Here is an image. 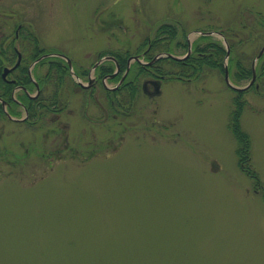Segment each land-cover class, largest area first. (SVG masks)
<instances>
[{"label":"rangeland","instance_id":"374dc122","mask_svg":"<svg viewBox=\"0 0 264 264\" xmlns=\"http://www.w3.org/2000/svg\"><path fill=\"white\" fill-rule=\"evenodd\" d=\"M0 2L8 34L22 22L43 45L89 68L97 49L134 52L162 22L176 23L178 40L204 43L198 31L223 32L250 63L264 45L247 39L253 33L243 26L255 24L252 12L264 15V0ZM102 19L111 25L99 30ZM230 79L243 86L250 78ZM185 81H164L159 95L137 97L129 118L102 124L81 116L86 94L71 78L65 94L73 116L60 119L71 120V143L81 154L52 166L40 153L62 147L63 139L43 136L54 125L50 118L42 128L1 119L0 145L21 162H0V264H264V192L239 164L230 126L235 92L218 69ZM243 98L250 166L264 185V85ZM92 101L94 119L100 110Z\"/></svg>","mask_w":264,"mask_h":264},{"label":"flooded vegetation","instance_id":"af4514ba","mask_svg":"<svg viewBox=\"0 0 264 264\" xmlns=\"http://www.w3.org/2000/svg\"><path fill=\"white\" fill-rule=\"evenodd\" d=\"M101 21L106 23H102L99 30L103 27L106 29L111 23L104 19ZM12 30L13 34H8L5 22L0 23V120L8 119L30 127L42 128L44 121L50 118L54 125L45 130L43 136L49 137V134H52L63 139L62 147L59 145L47 153H40L51 166L55 158L61 159L67 155L77 157V154H81L71 143V120L60 119L62 115L73 116V110L69 107L70 101L65 94L68 88L66 84L71 78L74 86L86 94L79 109L81 116L102 124L110 119L117 120L119 116L129 118L141 93L146 96L159 95L164 81L179 80V77L171 72L156 76L147 74L148 66L158 60L153 59L155 54L152 56V53H174L176 48L181 46L177 45L178 34L168 50L152 48L150 35L134 52L129 49H97V57L89 68L81 58L70 56L66 51L54 46L43 45L36 31L22 22L17 21ZM162 37L166 38L167 35L163 34ZM163 42L166 43L167 39ZM105 55L108 58L99 62ZM98 62L99 64H96ZM161 65L166 68L168 61H163ZM102 66L111 67L112 70L104 72ZM141 68L144 71H141ZM109 80L115 81L114 85H108ZM96 87L102 88V94H95ZM89 99H92L97 110H100L98 118L92 119L88 114ZM33 102L36 105L35 111L30 109ZM2 126L0 125V141L4 132ZM121 137L120 133L119 139H122ZM117 142L119 143V140ZM19 145L22 146L23 142L20 141ZM25 154H29L28 148ZM0 162L19 165L21 154L8 149L6 145H0Z\"/></svg>","mask_w":264,"mask_h":264},{"label":"trees","instance_id":"16d2710c","mask_svg":"<svg viewBox=\"0 0 264 264\" xmlns=\"http://www.w3.org/2000/svg\"><path fill=\"white\" fill-rule=\"evenodd\" d=\"M252 13L254 15L253 21L255 24L248 23L243 25L247 26L250 32L253 33V36L248 35L247 39H261L264 41V15L260 12ZM177 28L178 27L176 24L171 22H164L160 24L156 28L154 37L152 38V48L155 50H163L164 48L168 50V47L173 44L175 36L178 34ZM231 30L233 31V34L236 35L234 33V29ZM163 34H166L167 37L163 38ZM201 38H203L204 43H200L196 40L194 51L188 57L180 60L173 58H159L154 64L148 66L149 68L147 74L150 76H156L160 73L171 72L181 79L194 80L200 78L210 69H218L221 72H224V60L227 53L225 45L219 39H211L210 36L202 35L200 39ZM164 39H167L166 43L163 42ZM228 41L231 49L228 59L230 73H233V76L238 82L251 78L252 63H250V57L248 58L244 51H239L237 43H235L234 40L228 38ZM177 45H181L182 47L187 46L186 38L181 41L178 40ZM153 54L154 53H152V56ZM163 61H168L166 68L161 65ZM104 67L105 66L101 67V69L103 68L104 72L112 70L111 67ZM141 71H144V69L141 68ZM257 80L260 81L259 84L262 87L264 85V53L258 60ZM251 88L256 92H259V89L256 86L253 85ZM246 91H235V95L233 97V109L230 114V126L237 140V153L241 168L253 177L254 182L258 184L257 187L264 192V186L260 184V179L257 172L250 166L251 137L241 125V115L247 104V101L243 98V95ZM30 109L35 111L36 105L34 102L30 104ZM0 111H2L1 105Z\"/></svg>","mask_w":264,"mask_h":264},{"label":"water","instance_id":"95a60500","mask_svg":"<svg viewBox=\"0 0 264 264\" xmlns=\"http://www.w3.org/2000/svg\"><path fill=\"white\" fill-rule=\"evenodd\" d=\"M205 34H214L215 32H204ZM217 34H219L220 36H223L224 35L220 32H217ZM224 40H225V44H226V47H227V57L229 56V53H230V47H229V44L227 42V40L225 39L224 37ZM190 45H189V52L188 54L190 53L191 51V41H189ZM264 52V46L261 48L259 54L255 57L254 61H253V64H252V71H253V76H252V79L250 80V82L248 84H246L245 86H236L234 85L231 81H230V78H229V68H228V63L227 61L225 62L224 64V68H225V73H224V77H225V81L226 83L231 86L232 88L234 89H237V90H243V89H246L248 88L256 79V68H255V63H256V60L259 58V56ZM173 57H176V58H182L184 56H174L172 54H169Z\"/></svg>","mask_w":264,"mask_h":264}]
</instances>
